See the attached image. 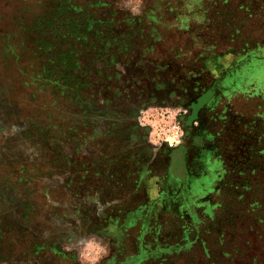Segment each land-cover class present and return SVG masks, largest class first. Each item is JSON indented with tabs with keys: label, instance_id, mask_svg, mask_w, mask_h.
I'll list each match as a JSON object with an SVG mask.
<instances>
[{
	"label": "rangeland",
	"instance_id": "1",
	"mask_svg": "<svg viewBox=\"0 0 264 264\" xmlns=\"http://www.w3.org/2000/svg\"><path fill=\"white\" fill-rule=\"evenodd\" d=\"M258 1L0 0V264H264Z\"/></svg>",
	"mask_w": 264,
	"mask_h": 264
},
{
	"label": "trees",
	"instance_id": "2",
	"mask_svg": "<svg viewBox=\"0 0 264 264\" xmlns=\"http://www.w3.org/2000/svg\"><path fill=\"white\" fill-rule=\"evenodd\" d=\"M253 1V0H252ZM258 4H259V9H257L256 10V13L257 14H259V21H260V23H263V27H264V0H259L258 1ZM173 10V8H170V11H172ZM197 9L196 8H194L193 10H191V11H188L187 12V14L189 15V14H192V13H194V11H196ZM255 11H249L248 12V15H251L252 13H254ZM52 14V13H51ZM247 15V17L249 18V16ZM246 17V16H245ZM65 23H68V20H67V18L65 19V22H64V24ZM47 24H49V26H50V28H51V24L50 23H47ZM71 27V29L73 28L72 26H70ZM67 29V28H66ZM50 31L51 32H53V30L52 29H50ZM66 32H68V30H64V31H62V32H60V35H65L66 34ZM71 34H73V35H77L78 37H80L81 35H83L81 32L79 33V31L77 32L76 30H72V33Z\"/></svg>",
	"mask_w": 264,
	"mask_h": 264
}]
</instances>
